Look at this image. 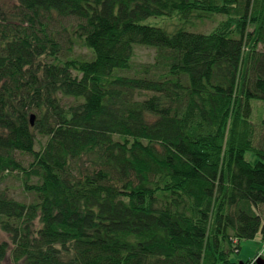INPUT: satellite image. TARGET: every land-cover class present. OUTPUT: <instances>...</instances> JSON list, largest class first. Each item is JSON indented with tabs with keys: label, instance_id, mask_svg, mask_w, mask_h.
<instances>
[{
	"label": "trees",
	"instance_id": "16d2710c",
	"mask_svg": "<svg viewBox=\"0 0 264 264\" xmlns=\"http://www.w3.org/2000/svg\"><path fill=\"white\" fill-rule=\"evenodd\" d=\"M10 1L0 186L32 199L0 187V264H240L264 241V0ZM174 15L216 25L143 23Z\"/></svg>",
	"mask_w": 264,
	"mask_h": 264
},
{
	"label": "rangeland",
	"instance_id": "374dc122",
	"mask_svg": "<svg viewBox=\"0 0 264 264\" xmlns=\"http://www.w3.org/2000/svg\"><path fill=\"white\" fill-rule=\"evenodd\" d=\"M17 0H11L9 3L10 6L16 4ZM220 19V18H219ZM144 24L161 27L167 30L170 33L176 32L180 28H185L187 31L196 32V33H208L210 32L216 25V22L213 21H198L194 24H183V21L180 20L177 16H162V17H152L143 21ZM155 50L153 48L140 46L136 49V54L134 57V64H142L147 62H152L155 57ZM259 101H255L254 104H259ZM247 159L255 160V156L253 154H247ZM1 188H9L10 195L15 197L20 201H30L32 196L29 194H25L22 190L20 182L17 177H9L1 186ZM1 233L3 239L9 240L8 235ZM258 237V236H257ZM260 255H264V241L262 236L254 239V240H244L241 243V252L239 254L234 255V259L236 261L244 262L247 261L248 264H254L257 257ZM11 258L7 260L4 264H12Z\"/></svg>",
	"mask_w": 264,
	"mask_h": 264
},
{
	"label": "water",
	"instance_id": "95a60500",
	"mask_svg": "<svg viewBox=\"0 0 264 264\" xmlns=\"http://www.w3.org/2000/svg\"><path fill=\"white\" fill-rule=\"evenodd\" d=\"M34 118H35L34 116L31 117L32 124L34 123ZM240 264H244V263L241 262ZM256 264H264V258H262V257L258 258L256 261Z\"/></svg>",
	"mask_w": 264,
	"mask_h": 264
},
{
	"label": "crops",
	"instance_id": "0c3cea01",
	"mask_svg": "<svg viewBox=\"0 0 264 264\" xmlns=\"http://www.w3.org/2000/svg\"><path fill=\"white\" fill-rule=\"evenodd\" d=\"M258 237H260V235H259ZM258 237H257V238H258Z\"/></svg>",
	"mask_w": 264,
	"mask_h": 264
}]
</instances>
